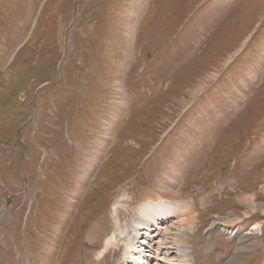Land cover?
I'll use <instances>...</instances> for the list:
<instances>
[{
  "label": "rangeland",
  "instance_id": "374dc122",
  "mask_svg": "<svg viewBox=\"0 0 264 264\" xmlns=\"http://www.w3.org/2000/svg\"><path fill=\"white\" fill-rule=\"evenodd\" d=\"M161 198L159 264H264V0H0V264H117Z\"/></svg>",
  "mask_w": 264,
  "mask_h": 264
},
{
  "label": "bare ground",
  "instance_id": "6f19581e",
  "mask_svg": "<svg viewBox=\"0 0 264 264\" xmlns=\"http://www.w3.org/2000/svg\"><path fill=\"white\" fill-rule=\"evenodd\" d=\"M128 205L133 204L128 202ZM189 208L191 207L188 205L187 209ZM189 210V213L185 214V208L182 203L175 204L171 200H166V198L145 202L138 208L139 217L137 216L135 220L132 219V222L127 221L131 223H126L127 226L125 225L124 230L120 229L118 233L113 232L108 237V243L106 242L103 253L108 248L118 247L122 243L124 248L121 258L117 260V264H159L163 258L169 255L165 252L167 241L162 242L163 240H160L161 232L164 231L167 224L175 219H178L183 225L186 222H192L194 215ZM223 221V225L226 228L232 224L229 217H224ZM160 226L163 228L161 229ZM260 227L261 224L259 223L253 229H259ZM178 251H181V249L178 248ZM175 261L176 264H191L189 251L182 250Z\"/></svg>",
  "mask_w": 264,
  "mask_h": 264
}]
</instances>
